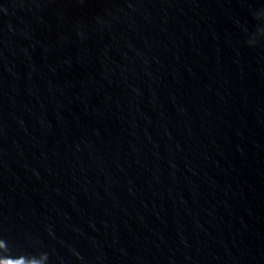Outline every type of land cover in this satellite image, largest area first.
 Here are the masks:
<instances>
[{"label": "water", "instance_id": "obj_1", "mask_svg": "<svg viewBox=\"0 0 264 264\" xmlns=\"http://www.w3.org/2000/svg\"><path fill=\"white\" fill-rule=\"evenodd\" d=\"M0 264H264V0H0Z\"/></svg>", "mask_w": 264, "mask_h": 264}]
</instances>
